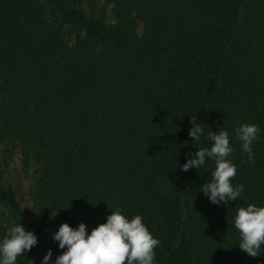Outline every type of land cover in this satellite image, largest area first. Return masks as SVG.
<instances>
[{
	"label": "trees",
	"instance_id": "obj_1",
	"mask_svg": "<svg viewBox=\"0 0 264 264\" xmlns=\"http://www.w3.org/2000/svg\"><path fill=\"white\" fill-rule=\"evenodd\" d=\"M191 119L228 131L237 201L202 192L213 159L182 171L213 143L207 127L192 140ZM245 123L261 130L254 161L236 137ZM4 142L32 175L28 217L0 173V241L18 223L38 241L16 264L47 226L54 264L62 223L90 234L116 207L159 239L154 264H264L234 226L240 207L264 206V0H0Z\"/></svg>",
	"mask_w": 264,
	"mask_h": 264
},
{
	"label": "clouds",
	"instance_id": "obj_2",
	"mask_svg": "<svg viewBox=\"0 0 264 264\" xmlns=\"http://www.w3.org/2000/svg\"><path fill=\"white\" fill-rule=\"evenodd\" d=\"M191 123L193 127L189 130V136L194 142H199L207 126L196 124L194 119H191ZM207 128V137L213 142L211 147L188 153L186 163L180 167L187 172L193 167L200 168L206 158L213 159L215 169L211 173L212 179L202 185V192L211 203L220 205L223 202L227 205L237 201L244 185L233 186L231 183L237 175V167L229 159L233 147L228 131L219 128L213 132ZM260 131L258 125L248 123L241 124L235 130L249 161H254L252 145L258 140ZM110 211L106 222L94 227L90 234L85 223H80L75 229L68 223H62L54 233L53 240L59 242V249L66 250L56 257L54 264H154L155 249L160 241L142 222L143 217L135 215L129 219L122 214L120 207ZM234 226L241 238L239 248L253 258L258 257L264 245V206L248 204L247 207H240L234 218ZM37 242L36 235L18 223L0 241V264H16L18 257L30 251ZM51 257L52 251L49 249L42 264H50Z\"/></svg>",
	"mask_w": 264,
	"mask_h": 264
},
{
	"label": "rangeland",
	"instance_id": "obj_3",
	"mask_svg": "<svg viewBox=\"0 0 264 264\" xmlns=\"http://www.w3.org/2000/svg\"><path fill=\"white\" fill-rule=\"evenodd\" d=\"M83 1L88 3L90 0ZM93 2L100 7L104 4V0H93ZM107 14H111L110 9ZM0 173L3 184L5 186H12L16 190L19 201L26 211L27 216H32L34 213L33 202L31 200L32 175L22 167L19 153L13 151L11 145L9 143L6 145V142L0 144ZM2 212L4 211L0 209V214ZM53 229V226L44 228L41 234L40 246L29 264H42L43 258L48 252L47 243L52 235ZM50 264H53V257H51Z\"/></svg>",
	"mask_w": 264,
	"mask_h": 264
}]
</instances>
